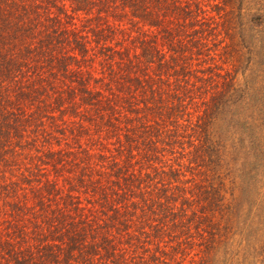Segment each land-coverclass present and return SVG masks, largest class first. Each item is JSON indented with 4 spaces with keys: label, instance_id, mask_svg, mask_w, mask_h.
<instances>
[{
    "label": "trees",
    "instance_id": "trees-1",
    "mask_svg": "<svg viewBox=\"0 0 264 264\" xmlns=\"http://www.w3.org/2000/svg\"><path fill=\"white\" fill-rule=\"evenodd\" d=\"M240 10L0 0V264L224 262L242 209L264 211V70L237 83Z\"/></svg>",
    "mask_w": 264,
    "mask_h": 264
},
{
    "label": "rangeland",
    "instance_id": "rangeland-1",
    "mask_svg": "<svg viewBox=\"0 0 264 264\" xmlns=\"http://www.w3.org/2000/svg\"><path fill=\"white\" fill-rule=\"evenodd\" d=\"M241 23L242 25V38L243 41L239 43V49L241 51L240 61L242 62V70L240 69L237 74V83L243 85L246 82V79L250 74L255 72H261L264 70V56L261 53V43L260 39L264 35V0H241ZM240 41V40H239ZM262 48V47H261ZM233 64H236L234 62ZM235 66L232 65V70H235ZM237 69V68H236ZM220 122L215 124V129H217ZM264 130V126H263ZM232 149V148H230ZM229 157L232 159L236 153L234 150H231L228 153ZM229 159V164L231 168V174L233 180L235 181V173L237 174L239 170L242 169L241 161ZM243 159V158H242ZM237 170V171H236ZM261 192L264 195V177L261 178ZM242 185V184H241ZM239 186L236 187V193H239ZM253 205H248L242 209L241 214V223L239 225V234L236 236L235 241L232 242L230 246V252L228 253L227 258L224 262L220 264H247V261L254 264H264L260 263L261 258L256 255V250L260 246V242L257 240L251 241L247 239V246L245 247L246 238H250L249 232L250 227L259 228L258 222L261 220L262 215L264 214L263 210H254ZM261 209L263 206H261ZM245 234L247 236L245 237ZM241 239V241H240ZM240 243H242L240 246ZM243 248V250H242ZM236 253V256L233 254Z\"/></svg>",
    "mask_w": 264,
    "mask_h": 264
}]
</instances>
